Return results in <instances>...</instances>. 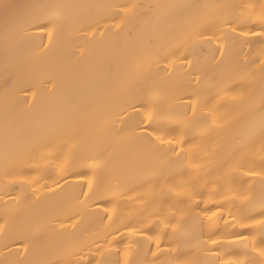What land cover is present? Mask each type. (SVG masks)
<instances>
[{
    "label": "snow or ice",
    "instance_id": "obj_1",
    "mask_svg": "<svg viewBox=\"0 0 264 264\" xmlns=\"http://www.w3.org/2000/svg\"><path fill=\"white\" fill-rule=\"evenodd\" d=\"M0 176V264H264V0H0ZM42 189L100 231L44 245Z\"/></svg>",
    "mask_w": 264,
    "mask_h": 264
},
{
    "label": "bare ground",
    "instance_id": "obj_2",
    "mask_svg": "<svg viewBox=\"0 0 264 264\" xmlns=\"http://www.w3.org/2000/svg\"><path fill=\"white\" fill-rule=\"evenodd\" d=\"M117 2L120 3H126L128 0H117ZM134 2L141 3V4H153L161 2V0H134ZM181 2L191 3L195 2V0H181ZM233 3L237 4H244L249 3L251 0H231ZM98 39H104V38H98ZM162 39H166V37H162ZM83 43V42H78ZM86 55H92L91 49L85 50ZM163 66V65H162ZM219 99L220 104L223 105L221 108V113L227 114L233 109V104L231 103V100L228 96H225L223 99ZM64 134L66 136H71L75 134V130L72 128H67L64 130ZM259 147V146H257ZM33 175L35 173H32ZM52 179H55V175H51L49 177V182H51ZM3 177L0 176V182H2ZM13 196H25L30 195V190L27 188H20V187H14L11 189ZM43 195L41 197V204L39 208L36 210L37 212H44L46 215V220L43 225L40 241L46 245V246H55L63 243L66 241L69 237H71L73 234L77 236H88L92 234L93 232H98L101 229V226L94 221L90 217H86L83 220H72L68 218V212L66 210L64 211H55V210H49L50 208H53L57 205H62L64 209L70 206V191H66L65 193H60L57 196H50L48 193H46L43 189L41 190ZM2 194V193H0ZM129 196H135V193H128ZM257 195H258V189H257ZM8 197H4V199H7ZM199 199V198H197ZM105 207H110V205H104ZM180 207H184L185 211L182 213L180 218V227H183L185 229H197L202 224V217L203 213L201 212V209L195 208L194 206L192 208H188L187 206L181 204ZM120 209L123 212V216L121 217L122 222H133L138 225V222L143 219L142 213L144 212L143 206L139 203V201L135 199L127 200L126 202L122 201L119 205ZM203 207V205L201 206ZM211 207V205H209ZM212 211H215L213 208ZM0 212H2V205H0ZM230 221V217H226ZM106 223V221H105ZM203 223L206 224V221H203ZM224 221L219 222V227H223ZM61 225L63 227H61ZM18 227L24 226V218L22 217L17 222ZM163 229V225H161L160 229H153V231L148 232L147 235L151 236L155 233H159ZM205 233H207V228L205 227ZM123 231V229H122ZM223 231H221L218 235H223ZM216 238V237H213ZM205 239H207V236H205ZM139 243L141 248L146 247L145 241L137 236L135 238L130 239L127 234H125L123 237H119L118 241H114L112 244V250L120 249L121 255L119 259L123 262L124 255L123 250L128 247L129 244L132 245L131 248L128 250V259L131 260L134 258L136 253V244ZM167 241L162 240L161 241V247H166ZM152 250L155 251V245H152ZM87 252V250H85ZM92 254H89L86 256V259L91 258ZM228 257L225 256V259ZM110 260L117 259L116 256H110L108 257Z\"/></svg>",
    "mask_w": 264,
    "mask_h": 264
}]
</instances>
